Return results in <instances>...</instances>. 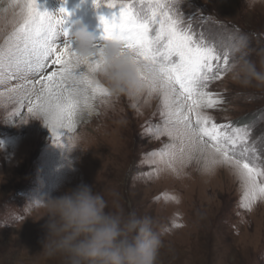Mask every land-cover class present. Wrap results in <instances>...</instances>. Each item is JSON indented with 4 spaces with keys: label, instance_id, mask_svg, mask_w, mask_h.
Wrapping results in <instances>:
<instances>
[{
    "label": "rangeland",
    "instance_id": "374dc122",
    "mask_svg": "<svg viewBox=\"0 0 264 264\" xmlns=\"http://www.w3.org/2000/svg\"><path fill=\"white\" fill-rule=\"evenodd\" d=\"M38 3L41 11L57 15L61 6L66 7L70 30L78 21L99 44L104 42L99 16L115 11L103 3L96 8L93 0ZM178 7L197 33L207 32L225 47H230L229 36L242 40L232 52L235 65L248 62L264 71V4L184 0ZM19 75L0 69V264H17L21 249L30 255L42 250L46 217L41 218L43 211L31 200L58 197L81 184L104 197L107 211L134 212L156 221L163 240L157 264H264V203L250 212L240 206L243 189L228 166H220L211 177L202 176L195 163L183 177L161 170L158 150L167 136L156 139L149 131L167 121L158 94L97 96L95 115L63 135L57 147L41 116L29 113V98L10 91L24 83ZM209 90L226 101L206 110L218 123L242 124L264 113V85L257 81L241 84L229 71ZM254 132L264 134V120L256 123ZM152 152L157 155H147ZM173 195L178 203L169 199ZM173 221L183 226L173 227ZM47 264H63V259Z\"/></svg>",
    "mask_w": 264,
    "mask_h": 264
},
{
    "label": "snow or ice",
    "instance_id": "6c2138e0",
    "mask_svg": "<svg viewBox=\"0 0 264 264\" xmlns=\"http://www.w3.org/2000/svg\"><path fill=\"white\" fill-rule=\"evenodd\" d=\"M183 2L139 0L138 8L137 0H93L96 8L103 3L115 10L110 16H99L103 26L100 39L122 40L125 49L147 69L142 76L147 94L162 98L167 121L149 130L153 138L167 136L158 150L161 161L174 155L177 145L183 151L179 130H186L232 170L243 189L240 206L250 212L264 203V134L257 136L254 132L256 123L264 120V113L242 124H222L206 111L226 102L209 86L235 66L232 52L242 40L229 36L230 47H225L209 33H197L178 7ZM11 3L21 6L22 22L0 48V69L20 74L24 83L10 91L29 98V113L43 118L60 147V138L76 131L78 124L92 114L97 96L110 95L96 76L104 64L102 44L97 43L98 53L84 66L76 59L72 46L68 26L71 13L66 7L61 6L57 15L41 11L38 0ZM192 17L195 19L197 13ZM199 19L205 17L200 15ZM207 19L211 21V17ZM169 199L179 202L175 195ZM172 226L183 225L173 221Z\"/></svg>",
    "mask_w": 264,
    "mask_h": 264
},
{
    "label": "clouds",
    "instance_id": "9594fccd",
    "mask_svg": "<svg viewBox=\"0 0 264 264\" xmlns=\"http://www.w3.org/2000/svg\"><path fill=\"white\" fill-rule=\"evenodd\" d=\"M247 2L251 7L264 4V0ZM20 8L11 0H0V41L5 43L22 22ZM74 25L78 26L71 31L70 39L75 45L76 59L86 66L85 62L98 53L96 38L78 21ZM102 51L104 64L96 76L105 82L110 96L137 97L145 92L146 81L142 76L147 69L125 49L122 40L104 41ZM230 73L241 84L257 81L264 85V71H257L251 63L235 65ZM179 131L183 151L177 145L174 155L162 161L161 170L183 177L184 170L195 163L202 176L214 175L223 166L220 156L201 146L186 130ZM172 134L175 137L176 132ZM30 202L43 211L41 218L46 217L40 241L42 250L30 255L26 248L21 249L17 264H47L57 257L63 259V264H157L163 240L156 221L134 212L107 211L106 200L92 186L81 184L58 197L45 195Z\"/></svg>",
    "mask_w": 264,
    "mask_h": 264
},
{
    "label": "bare ground",
    "instance_id": "6f19581e",
    "mask_svg": "<svg viewBox=\"0 0 264 264\" xmlns=\"http://www.w3.org/2000/svg\"><path fill=\"white\" fill-rule=\"evenodd\" d=\"M81 19V18H80ZM80 21V20H79ZM95 113V110L92 112V114L91 115H88L87 117H88V119H90L91 117H93V115H95L94 114ZM42 118V117H41ZM42 120H43V118H42ZM84 121H86L87 119L86 118H84L83 119ZM39 122H40V120H38ZM44 123H45V121H44ZM43 124V123H42ZM35 125V124H34ZM33 125V126H34ZM36 126V125H35ZM45 126V129H46V131H48L49 130V128L46 126V125H44Z\"/></svg>",
    "mask_w": 264,
    "mask_h": 264
}]
</instances>
